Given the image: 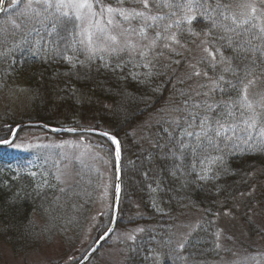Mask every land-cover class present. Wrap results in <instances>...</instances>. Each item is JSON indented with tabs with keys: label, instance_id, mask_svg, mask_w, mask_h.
Instances as JSON below:
<instances>
[{
	"label": "snow or ice",
	"instance_id": "6c2138e0",
	"mask_svg": "<svg viewBox=\"0 0 264 264\" xmlns=\"http://www.w3.org/2000/svg\"><path fill=\"white\" fill-rule=\"evenodd\" d=\"M0 13V48L8 53L26 51L45 62L62 60L73 69L91 70L98 60L97 71L103 68L117 79L131 76L139 83L165 72L176 79L178 68L186 64L178 82L188 86L177 90L174 104L161 115L162 135L156 141L177 179H217L226 171V157L242 145L249 151L264 150V0H115V5L111 0H0ZM196 50L201 54L194 55ZM229 51L231 56L226 55ZM6 127L12 139L0 137V143L12 144L19 126ZM80 131H91L115 146L119 180L117 136L95 128ZM82 145L83 137L73 146ZM95 158L103 160L98 153ZM62 176L53 174L56 184L45 178L36 188L60 185L62 195L78 196V185L65 186ZM114 191L118 201L119 183ZM108 207L118 210L115 203ZM215 235L219 241L220 231ZM186 240L174 234L166 242L175 244L177 260L186 259L180 255Z\"/></svg>",
	"mask_w": 264,
	"mask_h": 264
},
{
	"label": "trees",
	"instance_id": "16d2710c",
	"mask_svg": "<svg viewBox=\"0 0 264 264\" xmlns=\"http://www.w3.org/2000/svg\"><path fill=\"white\" fill-rule=\"evenodd\" d=\"M111 2L115 5V0ZM3 23L1 14L0 24ZM99 64L100 61H94L91 70L73 69L62 60L45 62L26 51L8 53L0 48V99L20 85L29 94V122L95 128L117 136L121 147V197L116 228L143 229L128 244L122 264H206L218 254L215 233L220 213L245 212V217H241L243 228H252L249 219L252 215L253 219L263 220L264 150L249 151L242 145L226 157V171L217 179L200 181L194 175L187 181L177 179L170 174L171 160L156 147V141L162 135L161 115L174 104L177 90L188 86L178 82L187 65L178 68L176 79H171L172 72H165L147 83H139L131 76L117 79L103 68L97 71ZM27 120L0 118V135L8 137L6 126ZM18 157L22 162L20 153ZM3 165L5 160L0 153V240L23 253L37 250L54 239L67 248L75 246L78 238L75 233L82 223L75 216L91 208L90 195L84 196L80 184L77 188L80 194L71 198L59 193L60 185L37 189L45 178L50 185L56 184L51 168L42 175L36 166L33 171L37 175L33 177L28 170L24 172L22 164V172L17 165L12 164L11 168ZM195 213L201 214V219L187 235L186 247L180 253L186 259L177 260L175 244L166 242L174 238L179 223ZM108 221L103 223L101 218L96 225L98 236L105 232ZM78 260L80 257L74 263Z\"/></svg>",
	"mask_w": 264,
	"mask_h": 264
},
{
	"label": "rangeland",
	"instance_id": "374dc122",
	"mask_svg": "<svg viewBox=\"0 0 264 264\" xmlns=\"http://www.w3.org/2000/svg\"><path fill=\"white\" fill-rule=\"evenodd\" d=\"M255 2L259 4L260 0ZM199 53L200 51L196 50L193 54L199 55ZM28 103L29 94L26 89L20 85L12 87L8 96L0 99V118L26 117V120L28 119L26 122H29ZM19 124L11 128L16 129ZM82 137L83 145L74 147L73 145L79 143ZM7 138H10L9 135ZM66 142H72V144ZM101 144L103 149L98 146ZM0 153L4 157L5 165L3 166L6 168L13 167L12 164L21 167L20 164H22L24 172L28 170L32 173L38 166V173L42 175H46L48 168H51L52 174L63 173L65 186L80 184L79 188H82L84 196L90 195L88 197L91 198V208L88 211L81 210L75 216V219L82 223L75 233L78 238L73 248H67L69 246L54 239L51 243L41 245L37 250L23 253L14 251L10 243L0 240V264H54L58 261L61 262L59 264H75L74 262L81 258L98 238L96 225L101 218L104 223L111 215V208L108 207L112 204L114 185V162L111 149L96 135H55L40 127L31 126L20 127L13 143L4 147ZM19 153L22 156V162L18 161ZM97 153L103 157V160L95 158ZM105 185L108 186L106 197L104 196ZM238 211L239 213L236 214L224 212L218 215L217 231H220L218 241L220 247L218 254L206 264H257V261L259 264H264V218L258 221L253 219L255 216L252 215L249 218L253 223L252 228L248 226L243 228L241 217H245L243 215L245 212ZM200 219L201 214L196 213L186 220L183 219V222L175 228V236H187ZM108 224L109 221L106 227ZM138 229L142 228L115 227L102 249L97 251L98 253L86 264H122L126 258L128 244L132 241L128 239V236L134 234L136 237L141 233ZM253 231L257 234H252Z\"/></svg>",
	"mask_w": 264,
	"mask_h": 264
},
{
	"label": "water",
	"instance_id": "95a60500",
	"mask_svg": "<svg viewBox=\"0 0 264 264\" xmlns=\"http://www.w3.org/2000/svg\"><path fill=\"white\" fill-rule=\"evenodd\" d=\"M1 14V13H0ZM31 126H35V127H40L43 130L47 131L48 133L51 134H55V135H60V134H77V133H85V134H92V135H96L95 133L91 132V131H80V129H91V128H87V127H74V126H51L48 124H45L43 122H26L23 124H19V128L20 127H31ZM67 128H76L78 129L77 132H68L65 131L64 129ZM98 131H103V130H99ZM114 135V134H113ZM98 136V135H96ZM9 139H12L11 136H9ZM108 144L111 146L112 148V157H113V161H114V185H113V199H112V203L118 204V208H119V201H120V196H121V191L119 193V199L118 201L115 200V191H114V186L116 183L120 184V188H121V169H120V174H119V180L116 179V174H115V160H114V145L111 144L110 141L107 140V138H104ZM8 144H3L0 143V147H4L7 146ZM117 214H118V210H116L115 208H112L111 211V220H110V224L108 226L107 229L112 228L114 229L116 226V220H117ZM107 229L105 230V232H103L96 240L95 242L91 245V247L88 249V251L80 258V260L76 263V264H85L90 257L94 254V252L100 247V245L102 244L103 241H105L112 232L107 233ZM107 233V234H106ZM93 249H95V251H93Z\"/></svg>",
	"mask_w": 264,
	"mask_h": 264
}]
</instances>
